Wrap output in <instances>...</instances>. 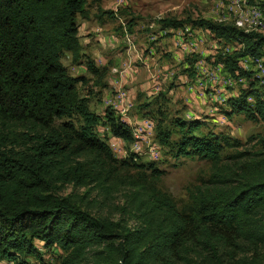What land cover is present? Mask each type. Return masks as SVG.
I'll list each match as a JSON object with an SVG mask.
<instances>
[{"label":"trees","instance_id":"obj_1","mask_svg":"<svg viewBox=\"0 0 264 264\" xmlns=\"http://www.w3.org/2000/svg\"><path fill=\"white\" fill-rule=\"evenodd\" d=\"M86 3L0 0V260H41L39 241L62 251L54 264H264V135L250 136L255 143L243 147L226 134L193 133L198 120H177L179 138L169 142L165 133L160 142L211 165L207 179L189 187L178 205L157 186L159 172L145 171L151 165L135 154L114 156L96 124L128 140L131 126L115 107L91 110L78 91L86 79L61 60L69 52L74 65L83 61L98 72L79 41ZM157 22L162 29L189 22L229 46L218 61L249 85L225 99L223 113L264 118L259 77L241 64L263 56V32L204 17ZM75 114L83 119L79 127ZM68 185L73 191L62 194Z\"/></svg>","mask_w":264,"mask_h":264},{"label":"rangeland","instance_id":"obj_2","mask_svg":"<svg viewBox=\"0 0 264 264\" xmlns=\"http://www.w3.org/2000/svg\"><path fill=\"white\" fill-rule=\"evenodd\" d=\"M237 3L239 10L233 12L232 9L236 8ZM86 7L90 15L89 26L78 33L79 41L83 42L84 38L90 40L84 45V49L86 50V47L96 49L101 56L104 54L106 59L111 60L113 65L126 63L129 65L126 76L133 77V81L127 83L126 87L129 90L130 87L133 89L130 90L129 98L134 100L135 106L132 108L131 105L127 106L128 120H123L131 126L133 139L124 138V140L120 137L116 139L118 137L112 135L108 127H102L101 122L95 126L97 134L110 144L116 158L135 154L140 157L138 159L140 163L148 167L151 165L150 168H145V171L149 173L152 169H156L159 172L157 186L170 194L178 205H183L187 201L188 188L207 179L210 162L196 154L176 155L178 148L170 143L160 142L159 137L166 133L170 134L169 142L176 141L180 136L177 120H198L201 125L193 133L226 134L240 139L244 143L243 147H250L256 141H250L248 139L250 136L264 135V118L250 119L244 112L227 116L223 113L226 109L225 100L222 101L223 97L227 99L231 97L229 95L237 96L249 85L248 77L245 76L241 81L232 83L230 76L218 61L219 52H229V46L216 41L212 43L214 39L205 28L193 26L189 22L184 24L189 29L184 30L183 27L179 33L185 32V34L181 33L178 38L184 40V36H189L192 42L199 46L198 49L194 45L191 46L192 51L195 52L187 57L188 60L194 61L195 70L192 78L187 79L188 82H192L188 88L186 83L181 81L186 75L182 73L183 66L181 62L178 63L180 60L177 58L191 51V47L185 46L189 40L186 43H178V48L175 46L177 56L173 57L175 54L172 51L173 43L168 40L169 38L161 37V35L166 36L165 33H158L160 25L157 21L164 17L182 19L204 17L232 22L248 32L264 33V0H87ZM108 13H113V17L108 16ZM94 26L100 27L96 31ZM96 32L101 39H96L98 37ZM149 48L155 49L154 55H151ZM232 49L233 46L230 47V51ZM255 59H259L264 67V54L260 58L245 57L241 60V64L246 70L253 71L255 77H259L257 87L263 90L264 99V85L260 84L264 82V69L258 71L261 69ZM61 60L73 75L81 72V68L73 64L69 52H65ZM195 62L197 64L194 66ZM120 69L114 66L110 68V72L118 76ZM166 69L175 70V78L165 76ZM183 74L184 76H181ZM155 76L159 77L160 91L165 93L169 91L168 93H152L150 85L154 82L151 79ZM121 77L124 78L125 75ZM194 80L196 81L193 82ZM88 81L83 85L78 84V91L80 95L88 97L91 110L101 113L106 107L102 105V100L110 89L106 87L105 92L99 95L94 84ZM113 83L116 89L109 103L117 109V113L122 118L121 105L125 102V90L119 77H116ZM197 87L201 88V96L198 95ZM144 103L148 104L139 107ZM126 104H131L128 95ZM147 116L153 123L152 126L140 127L138 121H146ZM71 120L76 127L83 124L79 114L73 115ZM143 135H148V146L157 147L149 148V157L142 154L145 151L143 147L147 145V138ZM131 143L139 144L143 150H135ZM83 190L84 188L77 189L79 193ZM72 191V186L68 185L62 194L66 195ZM94 194L95 192L92 193ZM37 243L42 250L43 259L30 258L27 264L56 263V257L62 254V251L56 247L46 250L42 242ZM10 263L20 264L10 260H0V264Z\"/></svg>","mask_w":264,"mask_h":264},{"label":"crops","instance_id":"obj_3","mask_svg":"<svg viewBox=\"0 0 264 264\" xmlns=\"http://www.w3.org/2000/svg\"><path fill=\"white\" fill-rule=\"evenodd\" d=\"M88 20H89V17L88 18H84V19L83 18L81 19L80 17L78 18V22H79L78 33H80V30L81 29L84 30V29H86V27L89 26ZM98 27H100V26H94V30L97 31V28ZM183 27H184V30H188L189 29V27L186 26V25H183ZM183 27L182 28H178V29H173V28L172 29H166V31H165V29L158 28V30H159L158 33H165L166 34V36L165 35H161V37L163 38V36H164L166 38H169L168 40H170L173 43V50H172L173 52H175V46L178 48V46H179L178 43L179 44L181 42L182 43H186L187 40H189V42H187L188 45L185 44V46L191 47V46L194 45L197 49L199 48V46L197 44H195L194 42H192V39L189 36H187V37L184 36V40H181L180 38H178V37L181 36L180 35L181 33L182 34H185V32L179 33L180 30H183ZM95 34L98 35V37L96 39H101V37H99V33L96 32ZM186 35H188V33H186ZM189 35H190V33H189ZM153 40H156V39H153ZM89 41H90L89 38H84V41L83 42H82V40H80V43L82 44V48H83L82 49V52L84 54H86L89 58H91L94 61V65H95L96 68H98V72L96 74L90 73L87 70L86 64L82 61L80 64L76 65V66H78V67L81 68V72L78 75L84 76V78L86 79V82L89 80L88 82L93 83L94 84V87L96 88V92H98L99 95L100 94H103L105 92L104 89L106 87H109L110 92L108 94H106V96L103 98L102 105H104L106 107H108V106L112 107L110 105V103H109V100L114 96V92H115V88L116 87L114 86V83L113 82H114V79L116 78V76L113 75V74H111L110 68L111 67H114V66L123 68V67H127L129 65H127L124 62L123 63L120 62L119 65H118V63L116 65H113L111 60L106 59L104 57L105 56L104 54H103V56H101L99 54L100 52L97 53L96 49H93V48L91 49L89 47H86V50H85L84 49V45H87L89 43ZM99 42L101 43V40H99ZM213 42H215V40L214 41L212 40V43ZM191 48L192 49H191V51L188 52V54H186V55L184 54L181 57H178L177 58V59L180 60V61H178V63L181 62V65L183 66L182 67V73H184L186 75V77L184 76V74L181 75V76H184V77H182V80L181 81L185 82L186 83V86L188 88H190V86H191L190 84L192 82H190V81L188 82L187 79L190 78V77L192 78L193 73L190 74L188 72V70H187L191 66V63L186 58L188 56H191L193 54L192 52H195V51H192L193 50V47H191ZM153 50H155V49L149 48V51H150L151 55H154V53H155V51H153ZM176 54L177 53L175 52V54L173 55V57H176L177 56ZM97 55H98V57H97ZM112 60H114V59H112ZM196 64L197 63L195 62L194 63V66ZM128 69L129 68L127 67L126 74H128V72H129ZM166 70L167 71L165 73V76H169L171 78L172 77L175 78V76H176L175 75V70H168V69H166ZM126 74H125V77L124 78L122 77V84H123L124 89H126V91L128 93V99H129V101L131 103V107H134L135 106L134 105V100L129 98L130 90H133V89L130 87V90H129L126 87V84L127 83H130V82L133 81V77H131V75L126 76ZM158 79H159V77L156 78V76L153 77V79H151V81L154 82V83H151V85H150V88L152 90V93L153 94H154V92H157L159 94H166V93H168L169 91L166 92V93H165V91H160L159 86H158V82H159ZM195 81L196 80H194L193 82H195ZM171 83H173V81ZM229 96H233V95H229ZM224 100H225V97H223V100L222 101H224Z\"/></svg>","mask_w":264,"mask_h":264},{"label":"built area","instance_id":"obj_4","mask_svg":"<svg viewBox=\"0 0 264 264\" xmlns=\"http://www.w3.org/2000/svg\"><path fill=\"white\" fill-rule=\"evenodd\" d=\"M236 10H239L238 9V3L236 5V8L233 9V12L236 11ZM238 12H240V11H238ZM259 71H263L262 66H261V70H259ZM126 72H127V67H123L120 70H118V76H116V77H119L121 79V81H122L121 75H125ZM230 78L232 80V83H235L237 81H241L243 77H239V78L236 79V78H233V77L230 76ZM197 88H198V95L201 96V88H199V87H197ZM127 95H128V93L125 90V102H123V105H121L122 120H128L127 119V115H126L127 114V106L128 105H131V104H126V96ZM138 122L140 123V127H142V128H150L152 126V122L150 121V118L148 116H147V120L146 121H138ZM143 136L147 138V145L143 147V148H145V151L142 152V154H145V155H147L149 157V148H157V147H150V146H148V135H143ZM116 139H120V138L118 137ZM131 145L134 147L135 150H141V151L143 150V148H141V146H139V144H133V143H131Z\"/></svg>","mask_w":264,"mask_h":264},{"label":"bare ground","instance_id":"obj_5","mask_svg":"<svg viewBox=\"0 0 264 264\" xmlns=\"http://www.w3.org/2000/svg\"><path fill=\"white\" fill-rule=\"evenodd\" d=\"M232 11H233V9H232ZM239 27V26H238ZM259 58V57H258ZM255 61H256V64H258L259 65V68L261 69V66H262V68L264 69V67H263V63H261V61L259 60V59H255ZM254 63V62H253ZM257 69V68H256ZM259 71V70H258ZM124 97V96H123ZM121 113H122V110H121ZM153 124V123H152ZM11 264V263H10Z\"/></svg>","mask_w":264,"mask_h":264},{"label":"clouds","instance_id":"obj_6","mask_svg":"<svg viewBox=\"0 0 264 264\" xmlns=\"http://www.w3.org/2000/svg\"><path fill=\"white\" fill-rule=\"evenodd\" d=\"M71 73V72H70ZM72 74V73H71ZM73 75V74H72ZM76 76V75H75ZM116 87V86H115ZM123 87V84H122ZM124 88V87H123ZM116 89V88H115ZM126 90V89H125ZM110 105L112 106V108H114V106L110 103ZM132 108V107H131ZM116 110V109H115ZM117 111V110H116ZM2 260H7V259H2ZM12 262V260H10Z\"/></svg>","mask_w":264,"mask_h":264}]
</instances>
